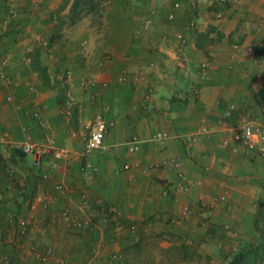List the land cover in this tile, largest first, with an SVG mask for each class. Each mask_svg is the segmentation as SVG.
<instances>
[{
    "label": "crops",
    "instance_id": "crops-1",
    "mask_svg": "<svg viewBox=\"0 0 264 264\" xmlns=\"http://www.w3.org/2000/svg\"><path fill=\"white\" fill-rule=\"evenodd\" d=\"M98 9L96 20L81 0H0V264H129L127 254H139L129 249L151 234L165 249L201 244L216 264L224 248L210 231L241 223L264 197V157L233 152L221 132L193 136L217 128L232 105L229 125L264 110V0H239L222 19L218 0H101ZM97 113L115 127L108 150L89 158L99 173L83 179ZM159 133L168 138L154 141ZM133 138L141 144L130 152ZM26 141L69 156L49 153L34 167L20 151ZM170 158L191 182L184 193L164 194L177 170L151 169ZM84 192L81 212L95 219L80 230L61 212H77Z\"/></svg>",
    "mask_w": 264,
    "mask_h": 264
},
{
    "label": "built area",
    "instance_id": "built-area-1",
    "mask_svg": "<svg viewBox=\"0 0 264 264\" xmlns=\"http://www.w3.org/2000/svg\"><path fill=\"white\" fill-rule=\"evenodd\" d=\"M239 0H218V10L216 12V17L218 19H222L224 17V10L229 8L232 4L237 3ZM180 4L175 3V8H179ZM174 15L171 14L169 16V20L174 19ZM179 40L182 44L186 45L188 40L184 35L178 36ZM209 70V63H203L199 68L200 77H204ZM201 89L199 87H195L193 89L194 97H200ZM236 111V106L232 105L229 107L227 111V115L223 116L222 119L218 123V127L214 128H201L197 134L193 136V139L200 138L205 134H215V133H223L222 144L230 148L233 152L244 155V156H260L264 157V117L262 118H253L246 121H241L237 124H228L226 121L227 118L231 117L233 112ZM115 127V122L108 120L104 113H97L92 121L89 131V137L87 138L84 149H83V157L85 159L83 165L80 168V175L83 179L92 178L99 173L100 168L93 164L89 158L93 154L102 155L108 150V146L105 144V139L107 134L111 129ZM168 138L167 134L159 133L153 137L154 141H163ZM141 141L138 138H133L129 143H127L128 150L130 152H135L139 149V145ZM20 151L25 156L32 157V165L34 167H40L44 161V158L47 154L53 153L56 159H62L69 156V151L64 148H54L52 144L49 145H38L31 141L24 142ZM166 168H174L178 171V184H176L173 188L169 187L164 194L169 195L170 192L175 193H184L190 189L191 182L185 173L182 171L181 161L177 158L164 159L163 161L154 164L151 169L154 171H159ZM125 170L130 169L129 164L124 166ZM56 190L65 193L64 185H57ZM22 197L25 202H30L31 195L25 188H21ZM80 207L77 212H72L71 209L66 208L61 212L62 220L69 226L76 229H89L92 227L94 223V214L88 213L87 215H83L81 209L84 206L90 204V196L88 193L84 192L80 195ZM84 205V206H83ZM32 208L34 206L32 205ZM110 213L116 214V210L110 209ZM189 214L188 211H183L182 215L187 216ZM227 234L236 235L232 232L231 229H226ZM20 236H24L26 234V228L21 227L19 230ZM0 241L2 238L0 237ZM51 251L48 250L42 254H40L39 259L42 262H48L51 257Z\"/></svg>",
    "mask_w": 264,
    "mask_h": 264
},
{
    "label": "rangeland",
    "instance_id": "rangeland-1",
    "mask_svg": "<svg viewBox=\"0 0 264 264\" xmlns=\"http://www.w3.org/2000/svg\"><path fill=\"white\" fill-rule=\"evenodd\" d=\"M100 1L101 0H81L83 10L91 12L96 20L100 18L98 12ZM257 115L258 116L253 118L264 117V110H260ZM85 133H89V130L85 129ZM221 201L227 202V198L223 196ZM263 203L264 197L251 203L252 205L248 207V213L242 217L243 220L241 223H228L223 226V229H214L210 231L212 238H219L220 241H222L224 248V255L221 254L218 256L219 258L216 259V264H230L237 254L242 252L246 253L247 251L254 252L258 248V244L264 242V208L263 214L259 213V210L263 207ZM226 208L227 211H231L229 206ZM228 228L236 235L227 234L226 229ZM150 236L151 237L145 238L137 256L135 255V252L133 254H127L129 264H179L182 262L178 260L181 255L177 249L181 246V242L176 241L172 245H169V249H165L161 245L164 239L155 238L152 234ZM200 245H192L197 251L196 253H193L195 254L194 262L197 264H212L209 257L206 254L201 253V251L203 252V248ZM171 248L174 249L170 250ZM245 264H264V252L260 251L257 255H250Z\"/></svg>",
    "mask_w": 264,
    "mask_h": 264
},
{
    "label": "trees",
    "instance_id": "trees-1",
    "mask_svg": "<svg viewBox=\"0 0 264 264\" xmlns=\"http://www.w3.org/2000/svg\"><path fill=\"white\" fill-rule=\"evenodd\" d=\"M260 51L264 53V50H260ZM263 208H264V203H263V207L259 210L260 214H263ZM141 247H142V244L140 242L139 244L132 246L129 250L133 249V250L140 252ZM257 247L258 248L254 252L253 251H250V252L247 251L246 253L242 252V253L237 254L232 259V262L230 264H245L250 255H252V254L257 255L260 251L264 252V242L258 244ZM172 249H174V248H171L170 250H172ZM177 249L179 250L180 255H181V257L178 259L179 261H194V255L195 254H193V253H196L197 251L194 249L193 246L187 245V244H181V246Z\"/></svg>",
    "mask_w": 264,
    "mask_h": 264
}]
</instances>
